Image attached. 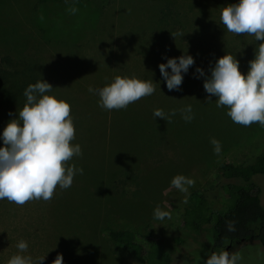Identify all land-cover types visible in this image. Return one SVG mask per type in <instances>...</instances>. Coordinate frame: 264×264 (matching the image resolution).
<instances>
[{
    "label": "rangeland",
    "instance_id": "374dc122",
    "mask_svg": "<svg viewBox=\"0 0 264 264\" xmlns=\"http://www.w3.org/2000/svg\"><path fill=\"white\" fill-rule=\"evenodd\" d=\"M170 1L175 20L163 22V0H0V54L25 58L37 79L48 81L53 93L70 103L72 143L80 144L82 155L68 163L83 169L71 187H57L48 201L19 206L0 200V264L17 253L21 239L33 264L43 256L41 264H52L58 253L64 264H142L104 235V228H128L163 242L169 264H204L223 250L238 252L239 264H264L256 240L215 248L212 227L193 232L182 226L192 191L205 192L217 205L211 188L223 180L221 161L247 162L264 149V126L233 123L214 96L206 99L205 77L197 78L195 69L210 75L226 52L246 73L260 41L228 32L220 23L221 9L237 0ZM71 7L78 11L71 14ZM184 51L194 64L180 90L169 91L158 65ZM117 75L153 80L155 91L127 108L102 109L88 87H103ZM187 104L194 114L190 122L179 111ZM20 108L0 104V131ZM157 108L177 112L170 120L154 118ZM211 138L220 142L219 154ZM176 174L194 181L186 192L171 186ZM251 178L264 205V174ZM157 207L169 216L155 219Z\"/></svg>",
    "mask_w": 264,
    "mask_h": 264
},
{
    "label": "clouds",
    "instance_id": "9594fccd",
    "mask_svg": "<svg viewBox=\"0 0 264 264\" xmlns=\"http://www.w3.org/2000/svg\"><path fill=\"white\" fill-rule=\"evenodd\" d=\"M75 14L78 9H68ZM220 23L235 35H251L260 41L254 58L249 61L248 71L239 70V61L235 55L226 53L218 57L210 75L205 76L200 67L195 69L197 78L205 77L203 88L208 94L206 99L215 97L216 107H226L227 116L233 123L249 126L258 123L264 126V0H237L225 5L220 12ZM172 34V33H171ZM184 33L176 35L183 36ZM172 36L175 38L174 34ZM194 64V57L184 51L179 57H168L159 63V72L169 91H179L184 74ZM170 69V71H169ZM153 80L138 78L133 75L115 76L103 87L89 85L88 91L98 95V105L105 110L127 108L155 91ZM53 85L41 79L30 83L23 92L26 98L22 108L14 118L0 131V200H7L22 206L28 201L52 198L57 187H71L73 178L82 174L83 169L69 165L74 156H81L79 143L75 139V125L71 116V105L65 98L53 93ZM181 118L186 122L193 119L191 104L179 109ZM177 109L165 113L154 109V118L170 120ZM215 154L221 151L220 142L211 138ZM194 181L184 174H176L170 180L172 187L181 192L187 191ZM167 211L159 207L154 209V218L163 220ZM228 231H234V224L228 222ZM17 253L12 255L7 264H33L27 241L21 239L16 244ZM45 256L36 264H41ZM242 257L227 250L219 254L213 252L204 264H239ZM52 264H64L62 254H57Z\"/></svg>",
    "mask_w": 264,
    "mask_h": 264
},
{
    "label": "trees",
    "instance_id": "16d2710c",
    "mask_svg": "<svg viewBox=\"0 0 264 264\" xmlns=\"http://www.w3.org/2000/svg\"><path fill=\"white\" fill-rule=\"evenodd\" d=\"M163 1L161 20L168 22L167 18H172V2ZM36 81L37 73L25 58L0 54V104L23 106L24 89ZM253 174H264V149L247 162L221 161L219 175L223 180L211 188L217 205L211 204L205 192L192 191L183 210L182 226L193 232H199L205 226L212 227L215 248L256 240L264 249V205L259 197L260 188L252 181ZM228 222L234 224V231H228ZM102 233L142 264L171 262L167 246L150 236L128 228H104ZM173 239L180 244L183 238L176 236Z\"/></svg>",
    "mask_w": 264,
    "mask_h": 264
}]
</instances>
